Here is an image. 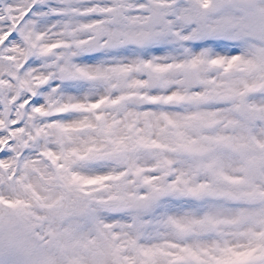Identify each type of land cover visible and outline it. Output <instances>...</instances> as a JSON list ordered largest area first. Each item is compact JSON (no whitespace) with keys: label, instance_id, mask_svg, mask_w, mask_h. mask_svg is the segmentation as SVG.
<instances>
[{"label":"snow or ice","instance_id":"snow-or-ice-1","mask_svg":"<svg viewBox=\"0 0 264 264\" xmlns=\"http://www.w3.org/2000/svg\"><path fill=\"white\" fill-rule=\"evenodd\" d=\"M0 264H264V0H0Z\"/></svg>","mask_w":264,"mask_h":264}]
</instances>
